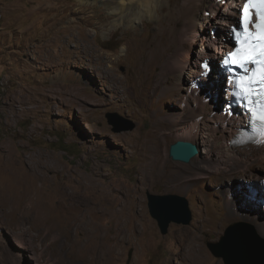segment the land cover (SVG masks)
Instances as JSON below:
<instances>
[{"label":"rangeland","instance_id":"374dc122","mask_svg":"<svg viewBox=\"0 0 264 264\" xmlns=\"http://www.w3.org/2000/svg\"><path fill=\"white\" fill-rule=\"evenodd\" d=\"M165 1L158 18L125 23L114 22L101 0H0V186L23 191L25 206L42 190L56 221L78 218L69 234H49L44 246L51 248L44 253L46 230L34 240L38 232L30 220L18 222V215L0 209V264H224L207 241L219 240L232 222L250 223L264 238L258 230L264 224V162L221 167L191 180L193 159L205 155V141L215 142L218 114L238 117L239 110L224 112L225 83L214 74L216 88L209 80L194 84L211 101L197 108L187 88L198 77L169 68L167 58L180 44L165 35L186 21L176 8L169 10L196 0ZM211 22L225 32L220 20ZM209 25L203 21L198 30L213 40ZM160 41L165 55L155 59ZM195 41L191 66L206 45ZM187 109L198 127L188 140L199 151L184 163L168 152L179 139L181 122L173 115ZM110 114L134 128L114 131ZM147 191L185 196L190 224L171 222L162 234Z\"/></svg>","mask_w":264,"mask_h":264},{"label":"bare ground","instance_id":"6f19581e","mask_svg":"<svg viewBox=\"0 0 264 264\" xmlns=\"http://www.w3.org/2000/svg\"><path fill=\"white\" fill-rule=\"evenodd\" d=\"M101 1H103V3H109L107 5V9L116 16L114 22H125V23L126 22L133 23L136 22L137 20H141V18L143 17L158 18L157 15L159 16L160 14L157 13L161 11L162 7L165 5L166 2L165 0H101ZM170 6L168 5V7ZM173 9H175V11H178V13L183 15L184 17L186 16V21L178 29L175 28V26L171 25L169 32L165 35L166 40L167 38H169V36L175 35L176 38H178L180 44L179 48L177 47V50L174 51V53L172 54L171 59L169 60L167 58L168 66L169 68H174V69H183V70L188 69L189 76L198 77V79H194L193 83L189 85L187 91L191 99H194L196 101L197 108H201L202 106L207 107V104H210L211 101L209 99H206L204 97V94L200 91V89L194 87V84L199 83V86L201 87V85H205V82H207V80H209L212 83L213 88H216L217 84L213 83V80H211L210 76L207 79L206 78L204 79L203 77L199 76V66H196L195 63L199 60V58H203V55H205V53H208L210 44L213 42V40L212 38H211L212 41L208 39V37L203 35V33H200L198 29L201 27L203 21L210 22L211 25H209V27L211 28L216 27L217 25L212 24L211 22L212 19L214 24L218 23L219 19H221V17L225 14V12L220 11L218 4L215 3V0H196L195 3L185 1L180 6L174 5L173 7L170 8L169 11H172ZM206 9H210L212 15L216 14V16L215 15L204 16L203 13L205 12ZM228 14H229L228 17L232 18L234 15H236V12L229 11ZM207 17H210V19L207 20ZM166 19L167 18H165V20ZM215 29H217L218 32L222 31V29L219 26H217ZM198 33H200V35ZM222 33H224V31H222ZM197 39L201 40L202 42L204 41L206 42L205 51L202 53L200 52L198 53V55L194 56L195 63L193 66H191V63L189 61L190 53L192 50L191 47L194 44H197L195 41ZM163 43L165 42L160 41L159 43H156L153 46L154 49L152 51V57H155V59L157 58L161 59L164 57L165 54L163 55V53L165 51V48L163 46H165V44L163 45ZM193 67L196 73L194 75L191 73ZM199 77L202 79V81L199 79ZM184 102L187 103L188 100L186 99ZM198 103L200 104L201 107L199 106ZM229 110L234 111V109L232 108ZM227 111L225 113H227ZM182 112L184 113V111ZM188 113H190L189 109H187L184 115L182 116L173 115L172 118L173 120L175 121L180 120L181 122L180 126H178L177 128L179 130V131L177 130L178 131L177 138L179 139L188 140L195 135L197 136L198 127L195 123L192 125L190 124V121L188 120L189 117ZM241 117L242 116L237 117L233 115L229 116V115L218 114L217 120L220 122V124H216L214 125V127H212L213 131L216 130L218 131V134L213 137L215 142L205 141L204 146H207V148L203 150L205 152V155H203V157L201 158L199 156H196L193 159L192 168L194 172L190 174L191 176H193L191 180L197 175L198 176L196 178L201 179L202 178L201 176L203 174H207L212 170H218L221 167H230V169H233V167L234 169L246 168L248 164H250L251 162L254 161L264 162V148L252 144L241 145L234 141V134H236L238 131L237 129L238 127H236V125H238L239 121L241 120ZM216 140L218 141V143H216ZM229 140L231 143H229ZM156 146H160V145H156ZM157 160L160 161L161 157L158 156ZM2 164H4L3 161L0 162V165ZM35 173L38 175V172ZM31 186H33L32 182H30V187ZM25 195L26 194H24L23 191L13 193L10 190L6 191L5 187L0 186V209L4 208L3 212L6 213L7 215H11V216L14 214L18 215V218L16 219L18 222L30 220V229H33L38 232L32 236L34 240L39 238L42 230L45 229L47 233L41 240L40 248L42 252L46 253L51 248L50 245H47L46 247L44 246L45 239L49 236V234L55 231L65 232L66 234H69L70 231L68 228L69 225L73 224L72 222L77 221L78 218L72 217L70 215H66L63 216L62 220L56 221V216H52L50 214V209H48L46 201L43 199L42 190H37V194H36L37 197L34 199L33 196L31 199H29V202L28 204H26V206L24 204L26 202L23 201ZM31 214H33L32 217ZM258 230L262 235H264V224H262ZM18 244H20L21 247L24 245L21 239L20 241H18ZM195 250L197 251V254L201 256L202 254L201 249L195 248Z\"/></svg>","mask_w":264,"mask_h":264},{"label":"water","instance_id":"95a60500","mask_svg":"<svg viewBox=\"0 0 264 264\" xmlns=\"http://www.w3.org/2000/svg\"><path fill=\"white\" fill-rule=\"evenodd\" d=\"M107 121L114 131L129 130L135 126L133 122L125 121L116 114L108 115ZM198 151L195 142L178 139L170 144L168 153L172 160L188 163ZM146 195L149 212L156 219L162 234L167 233L171 222L190 224L192 212L185 196L150 191ZM207 246L224 264H264V238L257 234L253 225L244 221L229 224L220 239L207 241Z\"/></svg>","mask_w":264,"mask_h":264},{"label":"snow or ice","instance_id":"6c2138e0","mask_svg":"<svg viewBox=\"0 0 264 264\" xmlns=\"http://www.w3.org/2000/svg\"><path fill=\"white\" fill-rule=\"evenodd\" d=\"M251 9H256L258 22L255 23V31L250 30L253 23ZM241 23L244 28L243 38L237 37L238 47L234 51L229 52L228 58L232 65H238L245 68L249 63H258L259 79L264 82V0H247L243 6V16ZM255 81L251 78L241 77L239 86L242 94L250 97L254 94L251 85ZM254 119L262 122L259 129L261 136H264V108H261L257 115L256 109H252Z\"/></svg>","mask_w":264,"mask_h":264}]
</instances>
